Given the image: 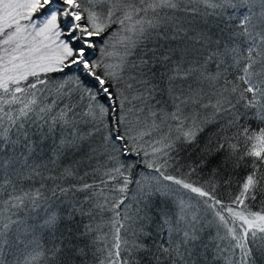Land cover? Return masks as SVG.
<instances>
[{"label":"snow or ice","instance_id":"snow-or-ice-1","mask_svg":"<svg viewBox=\"0 0 264 264\" xmlns=\"http://www.w3.org/2000/svg\"><path fill=\"white\" fill-rule=\"evenodd\" d=\"M0 264H264V0H0Z\"/></svg>","mask_w":264,"mask_h":264}]
</instances>
